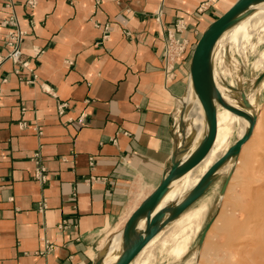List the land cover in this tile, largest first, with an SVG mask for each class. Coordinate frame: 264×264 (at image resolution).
Here are the masks:
<instances>
[{"label":"crops","instance_id":"obj_1","mask_svg":"<svg viewBox=\"0 0 264 264\" xmlns=\"http://www.w3.org/2000/svg\"><path fill=\"white\" fill-rule=\"evenodd\" d=\"M26 1L0 0V51H8L3 21L15 14L27 31L22 57L29 61L0 63V264H114L129 218L173 162L193 155L179 156L199 138L189 140L180 124L177 130L179 97L192 81L199 38L237 0ZM178 21L189 46L169 76L163 49ZM217 152L175 176L172 197L153 213L183 200L221 157ZM35 153L47 169L45 182L35 177ZM220 171L130 264L152 262L158 242L187 215L213 214L202 203ZM201 222L189 231L197 234ZM144 225L145 218L136 234Z\"/></svg>","mask_w":264,"mask_h":264},{"label":"rangeland","instance_id":"obj_2","mask_svg":"<svg viewBox=\"0 0 264 264\" xmlns=\"http://www.w3.org/2000/svg\"><path fill=\"white\" fill-rule=\"evenodd\" d=\"M242 26L243 22H237L229 32L227 31L228 33L224 34V41L220 43L222 46L219 44L216 56H214V65L220 72L219 83L227 90L229 89L228 92L234 94L235 98L242 95H252L253 100H255L252 105L258 112L264 114V62L262 59L264 58V20L257 25L252 33H249V31L244 33L242 30L240 36L236 35V32ZM239 40H242V46L240 47L237 45ZM225 41L226 43H223ZM189 84H191V81ZM183 100V95H181L177 109V130L179 131L181 112L185 109L183 114L184 130L188 131V139L191 140L194 139L199 123H197L196 118H193L192 125L186 128V123L190 118L189 109H193V107ZM249 104L247 100L243 102V105ZM219 106L220 111H217V114L221 116L224 110L222 105L219 104ZM179 111L180 116H178ZM220 126L222 127V124ZM225 126H227L226 142L229 146H232L239 138L243 125L240 121H235L233 125L228 122ZM221 169L222 171H220L221 173L213 187V192L209 193L208 200L202 203V206H205L209 211L211 210L213 214L204 216L201 222V230L197 234L189 231L194 221L180 222L176 227L172 226L168 241H164L163 245L158 242L154 254L152 253V262L149 260L148 264H205L206 257L215 241L222 240V236L226 235L223 232L226 226H229V228H226L228 230L244 225L245 230L250 229L248 232L251 235L252 232L250 233V231H253L254 228L252 229L247 224L250 225L254 221H256L255 225L258 224L254 226L253 223L251 224L252 227H256L255 230L258 229L261 234L256 231V233L253 232L252 235L255 237L251 235V240H253L251 244L255 242L257 246L253 244L254 246L250 245L249 247H255L254 249L259 247L258 249L261 250L252 249V253L256 252V255L253 254L256 257L252 256L250 259L251 261L255 259V262H252L253 264L264 263V238L261 239V235L264 237V117L260 124L257 125L256 122L253 124L252 133L243 149L237 154L233 153L218 170ZM243 205L246 207L243 208ZM238 206L240 207L238 208ZM238 209L243 214H239ZM243 209L247 211V216L246 211H243ZM194 218L199 222L198 215ZM241 218L245 219L242 221ZM235 219L236 221H234ZM231 223L235 226H232ZM206 228H208V231H206V236L201 241L200 237ZM164 232L165 237L169 233V229ZM258 237H261L262 241L260 240V242L263 243L261 246Z\"/></svg>","mask_w":264,"mask_h":264},{"label":"bare ground","instance_id":"obj_3","mask_svg":"<svg viewBox=\"0 0 264 264\" xmlns=\"http://www.w3.org/2000/svg\"><path fill=\"white\" fill-rule=\"evenodd\" d=\"M247 9H249V10H247ZM247 9H246L247 12H244L246 10H243L241 12L242 14H239L241 16H238V18L236 20H234V22L223 32V34L217 40V42L215 43V45L213 46L212 51H211L210 73H209L210 98L212 100V103H213L214 107L216 108V113H217V111H220L219 104L222 105L224 111L222 112L221 116L219 114H217V119H216L217 120V125H216L215 136H214V139H213V142H212V145H211L209 151L207 152L206 156L203 158L204 161H209V159H211V158L213 159L214 156L212 155V153L214 154L217 151H218L217 152V154H218L217 156L224 155V153H226V151L231 147L230 146L228 148V144L226 142L227 126H225V125L228 124V122L232 123V125H233V123L235 121H240L242 123L243 127H242L240 135L238 136L239 138H241V137H243L244 135H246L248 133L251 135L253 124L255 122H256L257 125L260 124V122H262V119L264 117L263 112H258L256 110V108L252 105V103H254V101H255V100H253L252 95L249 94V96L245 95V96H240L239 98H235L233 96L234 94L228 92L229 89L227 90L226 87H223L219 83L218 79L220 77V72H219L218 68L214 65V60H215L214 56H216L215 54L217 52L219 44L222 43V41H224V38H225L224 34L227 31L229 32V30L232 27H234V25L237 22H239V23L243 22L242 28L236 32V35L240 36L242 30L244 31V33L247 32V31H249V33H252V31L255 30L257 25L264 20V0H258V1L253 2L250 5V8H247ZM236 26H235V28H236ZM223 43H226V41L223 42ZM237 45L239 47L242 46V40L237 41ZM214 47H216L215 50H214ZM259 56L261 57V55H259ZM260 57H258V58H260ZM262 59H263V62H264V58H262ZM183 98H184L183 101L189 103L193 107V109H189L190 118H189V121L186 123L187 124L186 128H188L189 126L192 125L193 118L194 119L196 118L197 119V123H199V126H198V128L196 129V132H195V137H199V138L196 141H194V142L192 141V143L190 144V146H189V148L187 150V152L192 154V153H194L196 151V149H198V147L200 146V144L204 140V138H205V136H206V134H207V132L209 130L210 123H209V119H208V117H207V115L205 113V110L203 108V105H202V103L200 101L199 95H198V93L195 90L193 81H191V84H189V86L187 87V89L183 93ZM214 98H215V100H214ZM246 100L249 101V103H250L249 105H243V102L246 101ZM224 104L227 105V106H225ZM232 108L238 109L239 113L233 111ZM178 116H180V111L178 112ZM178 122H180V121H178ZM220 124H222V127L220 126ZM178 134L182 137L183 132L180 131V132H178ZM245 143L243 144L241 150L243 149ZM179 156L181 157L182 155H179ZM229 157H228V159H229ZM178 159H179V157H178ZM172 182H173V179H172V181L170 183L169 190L163 196V198L160 200V202L158 203V206L162 205L166 200H168L170 197H172L171 189L173 188V186H175V184L172 185ZM175 205H172L170 202H167L161 207V209L167 208L168 209L167 211H172L171 208L173 206H175ZM239 207L240 206H238V208ZM242 207L245 208L246 206L244 207V205H243ZM254 207H255V205H254ZM235 209H237V208H235ZM237 211L240 212L239 209ZM243 211H246V210L243 209ZM239 214H243V213L240 212ZM247 214L248 213L246 211V216H247ZM197 215L199 216V220L198 221L201 222L202 219L204 218V215L200 214V212L197 213V214H193L192 216H190V214H189V215L186 216L187 218L184 217V219L186 218L187 221H189V220L196 221L194 216H197ZM144 218H145V215L141 216L140 219L138 220V222H137L138 228L140 226L141 221ZM244 219L241 218L242 221ZM145 220H146V218H145ZM234 221H236V219ZM228 222H230V221H228ZM255 222L256 221L253 222L254 226H257L258 223H256V225H255ZM253 223L251 222V224H253ZM243 224H244V222H243ZM251 224L250 225L247 224L248 226H251L252 229L254 228L253 231H250V233L252 232V234H253V232H255V231L258 232L259 230L258 229L255 230L256 227H252ZM226 225H228V224L226 223ZM231 225L235 226L232 223H231ZM248 226H247V228H248ZM223 228L221 229L222 231H223ZM226 228H229V226L228 227L226 226L225 229H224L227 232L223 231L226 235L224 237L222 236V240L221 239L217 240L218 239L217 238L216 239L217 241H215L214 245L210 248V251H209V253H208L207 257H206V263L210 262L212 264H253L252 262H255L254 261L255 259L252 258L254 260L251 261L250 258L252 256H254L253 254L256 255V252L254 251L252 253L251 250L252 249L253 250H257L259 247L257 249H254L255 247H253V248L249 247L250 245H252V246L255 245V242L253 243L254 245L251 244V241L253 242V240H251V238L254 235L251 234L252 235V237H251V235L248 232L250 229H246L247 230L246 231L245 228H244V225H240V227H235V228H231V229H228V230ZM258 228H260V227H258ZM140 230L144 232L145 225L140 227ZM259 234H261V233H259ZM219 237H221V236H219ZM261 237H258L259 238V243H261L260 246L263 244L262 242H260V240L264 238L263 235H261ZM256 238H257V236H256ZM255 246H257V243H256ZM258 250H261V249H258ZM260 255H261V253H260ZM260 255H258V256H260ZM254 257H256V256H254ZM259 258H256V259H259ZM117 259H118V257L115 256L113 259H111V261L113 262L114 260H117ZM256 261H258V260H256ZM254 264H256V263H254Z\"/></svg>","mask_w":264,"mask_h":264},{"label":"water","instance_id":"obj_4","mask_svg":"<svg viewBox=\"0 0 264 264\" xmlns=\"http://www.w3.org/2000/svg\"><path fill=\"white\" fill-rule=\"evenodd\" d=\"M258 0H237L225 13L213 21L199 38L191 61V79L193 81L196 92L199 95L205 113L209 119V130L196 151L186 162H173L169 172L166 174L157 189L140 205V207L132 214L127 221L123 231L122 239L124 250L119 259L114 264H130L131 261L141 252L144 246L160 231L162 227L167 225L172 219L191 206L205 191L210 183V179L215 172L226 162L231 154L240 152L243 144L248 140L250 134H246L238 138L235 143L222 155L203 175L193 190L178 204L171 208V215L165 218L167 208L160 209L153 213L154 207L160 202L163 196L169 190L170 183L175 176L184 174L196 167L206 156L209 151L216 131L217 113L212 100L210 98L209 89V73H210V56L211 51L222 33L242 14L243 10L250 8V5ZM249 10V9H247ZM247 12V11H244ZM245 14V13H244ZM238 21V20H237ZM243 96V95H242ZM225 105V104H224ZM227 106V105H225ZM184 110L181 112L180 126H184ZM233 111L239 113V110L232 108ZM190 144L185 145V149L180 155L186 152ZM181 150V149H180ZM177 156V155H176ZM176 158V157H175ZM146 218L144 232L136 234L137 222L141 216ZM208 228L205 229L200 239L203 241ZM136 234L135 237L133 235Z\"/></svg>","mask_w":264,"mask_h":264},{"label":"built area","instance_id":"obj_5","mask_svg":"<svg viewBox=\"0 0 264 264\" xmlns=\"http://www.w3.org/2000/svg\"><path fill=\"white\" fill-rule=\"evenodd\" d=\"M98 2V0H96ZM27 6L34 7L36 5L35 0H27L25 2ZM12 5V0H7V6ZM158 18V17H157ZM3 24L8 27V33L5 39V46L8 48L6 53L0 51V63L5 60H12L13 62L22 66H29V61L23 59L22 43L25 39L27 31L23 29L19 24V19L15 14H12L8 19L3 21ZM185 26L181 22H177L173 28L168 29L165 46L163 49V58L165 62V71L169 76L174 75L177 63L186 54L189 41L183 35ZM5 81V79H4ZM66 107V103L59 105L60 113ZM85 116V113L81 117ZM35 177L41 182H45L47 177V169L40 163L39 154L35 153Z\"/></svg>","mask_w":264,"mask_h":264}]
</instances>
